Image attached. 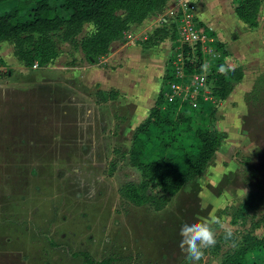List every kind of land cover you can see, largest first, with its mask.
<instances>
[{"label":"rangeland","instance_id":"374dc122","mask_svg":"<svg viewBox=\"0 0 264 264\" xmlns=\"http://www.w3.org/2000/svg\"><path fill=\"white\" fill-rule=\"evenodd\" d=\"M17 1L1 2L0 14ZM48 3L56 15H66L59 8L61 0ZM90 30L89 25L83 26L76 41ZM199 30L206 34L200 27ZM175 33L173 28V53L179 48ZM210 46L220 60L215 43ZM57 49L68 58L78 50L70 44H58ZM203 56L208 62L201 64L206 75L214 61ZM73 61H67L66 66ZM8 70L13 71L0 68V80L6 79ZM28 71L26 81L33 84L58 74L44 75L39 67ZM171 71L169 66L165 77H172ZM20 77L15 73L11 76L15 82ZM2 80L0 105L20 103L23 109L9 107L6 118V112L0 113V264H82L72 254L83 251L95 261L110 258L112 264H190L178 247L180 228L210 215L228 224L239 242L246 234L264 239V90H259L254 100L247 99L250 103L245 104V116L237 114L233 120L242 125L238 133L230 130L229 143H241L245 151L234 148L230 155L229 149L224 154L233 172L228 173L226 189L215 195L216 186L198 191L191 183L168 196L163 209L153 211L119 196L124 184L138 185L140 181L139 173L127 165L126 158L120 159L131 143L133 131L124 127L131 107L116 97L102 101L94 92L80 91L77 95L68 87L46 93L40 84H30L27 90L11 89L10 94L8 86L12 85L6 87ZM169 83L170 79L160 87L159 110L173 120L179 110L194 106L173 98L169 101ZM109 94L104 98L110 99ZM40 96L45 99L44 106ZM204 104L207 113L218 102L205 97ZM227 105L236 112L235 104ZM45 113L48 117H44ZM62 114L64 124H59L56 116ZM186 144L194 141L186 138ZM222 155L220 160H224ZM223 177L220 175V188L225 183ZM244 190L249 192L247 195L256 194L249 199L250 210L242 209ZM207 196L211 203H201ZM219 209L220 213L215 214ZM237 210H242L239 217ZM216 231V246L206 250L198 264H221V255L235 249L225 242L221 230ZM263 257L261 251L251 253L246 264H264Z\"/></svg>","mask_w":264,"mask_h":264},{"label":"trees","instance_id":"16d2710c","mask_svg":"<svg viewBox=\"0 0 264 264\" xmlns=\"http://www.w3.org/2000/svg\"><path fill=\"white\" fill-rule=\"evenodd\" d=\"M48 1L19 0L0 14V42L12 46L13 57L25 68L51 64L59 54L57 45L62 43L79 48L88 64H96L107 54L110 44L123 37L130 25L139 24L148 14L161 13L168 0H61L59 8L66 14L64 17L56 15ZM231 4L240 22L249 28L256 26L258 9L264 0H231ZM85 25H89L91 30L77 42L76 37ZM199 27L208 37L211 36L205 27L200 24ZM172 32L173 29L171 32L158 29L143 44L147 46L166 35L171 39ZM215 46L220 52V60L217 58L211 65V72L205 75V86L207 97L221 102L242 79V69L226 68L221 63V46L217 43ZM180 50L185 74L203 73L199 46L193 49L182 46ZM169 79L171 82L172 77H164L162 82ZM259 90H264V75H260L251 91L244 95V103L249 105L247 99L254 100ZM109 92L110 99L104 98L108 93L97 92L95 95L102 101L117 96L115 92ZM161 104L162 92L159 91L147 117L134 129L128 151L120 154V159L126 158L127 165L139 173L140 181L138 185L124 184L119 189V196L136 206L146 205L153 211L163 209L168 196L191 184L210 164L226 138L225 133L212 129L216 108L205 113L201 97L196 98L193 108L179 110L173 120L162 114L159 110ZM248 117H251L250 113ZM186 138L194 144H186ZM255 195L249 194L244 198L241 202L243 210H250L249 199ZM240 212L237 210L238 217ZM260 251L264 253V239L246 234L238 247L221 255V264H246L248 255ZM72 256L82 264L113 262L110 258L95 261L85 251Z\"/></svg>","mask_w":264,"mask_h":264},{"label":"crops","instance_id":"0c3cea01","mask_svg":"<svg viewBox=\"0 0 264 264\" xmlns=\"http://www.w3.org/2000/svg\"><path fill=\"white\" fill-rule=\"evenodd\" d=\"M184 2L192 9L191 13L198 29V24L205 27L210 32L211 36L209 38L213 43H217L219 47L221 46L223 51L221 63L228 69L235 67L242 69V79L234 85L231 93L223 101L218 102L211 123L212 129L218 133H225L226 138L215 152L210 164L192 182L198 191L205 186L212 188L216 186L214 194L220 195L229 182L228 173L232 172L229 160H226L227 156L224 154L229 153L230 150V155L234 148L245 151L241 143L236 144V146L229 143L230 130L238 133L242 125L241 122L236 124L233 120L237 114L246 115L243 96L251 91L255 80L260 75H264V14H261L264 12V4L259 6L256 26L249 28L234 15L231 0H168L161 13L148 14L139 24L130 25L124 33V37L112 42L107 54L96 64H88L79 48H77L78 50L73 53L71 58H68V55L59 54L51 64L39 68V70L44 71V75H52L55 72L58 74L55 73L56 78L53 79L40 78L38 82L35 81L36 84L27 83L26 74L29 73V68L23 67L13 57L12 46L7 42H0V66L2 68L8 67V69L13 70L12 72L16 76H21L15 82V78H11L13 73L8 70L5 73L6 79L1 80L4 81L6 87L12 85L8 86L10 94L13 93L11 89L21 91L27 87V90L30 84L35 86L40 84L46 93L52 92L56 87L61 89L71 88L77 95L80 91H84L82 94L87 91L89 94L93 92L95 94L97 92L106 94L113 91L117 94L116 98L131 107L124 127L127 130L134 131L154 106L166 69L168 71L167 61L173 54L171 49L172 40L167 35L162 39L152 41L147 46L143 43L158 29L163 32H171L177 23L175 14ZM89 29H91L90 26ZM62 44L68 45V43ZM71 60L74 61L66 66V62ZM19 87L21 89H18ZM40 98L44 100V106L45 99L41 96ZM1 100L2 96H0ZM229 103L235 104L236 112L229 109L231 105L225 107ZM11 104L0 105V113L6 112L7 114L4 116L5 118L8 117V112H10L9 107L23 109V105H20V103ZM45 114L43 116L48 117V114ZM54 116L52 115V117ZM56 117L60 119L59 124H64V115L60 117L57 115ZM250 136H252V133L249 134ZM221 154H223L224 160H220ZM234 154L236 155V152ZM244 159H247V157H244ZM248 173L252 174L251 170ZM230 174L232 175L233 172ZM220 175H224L223 181H225L221 188ZM205 199L201 203H211L208 196ZM219 213L220 209L215 212V214Z\"/></svg>","mask_w":264,"mask_h":264},{"label":"built area","instance_id":"2783aa9c","mask_svg":"<svg viewBox=\"0 0 264 264\" xmlns=\"http://www.w3.org/2000/svg\"><path fill=\"white\" fill-rule=\"evenodd\" d=\"M184 4L176 12L177 23L175 25L176 40L179 44L178 52L173 53L170 59L167 61L168 68L171 66L172 81L168 84V100L177 99L180 102L192 103L195 105L197 97H201L203 100L207 97V90L205 86V74H191L186 75L184 69V59L181 53V47L187 46L193 49L195 46H199V50L202 57V63L207 65L208 62L204 60L203 55H207L209 60L215 61L218 55L215 53L210 44L213 41L204 33H202L194 22V17L191 13V8ZM179 11L181 14H179ZM178 13V14H177ZM201 63V64H202ZM36 65H33L34 69ZM188 78V81L186 80ZM190 101V102H189Z\"/></svg>","mask_w":264,"mask_h":264},{"label":"clouds","instance_id":"9594fccd","mask_svg":"<svg viewBox=\"0 0 264 264\" xmlns=\"http://www.w3.org/2000/svg\"><path fill=\"white\" fill-rule=\"evenodd\" d=\"M244 193L246 194L245 190ZM204 210L205 206L202 204L201 211ZM217 228L223 232V238L225 242H228L229 247L236 248L239 246V238L235 237L234 230L216 215L182 224L179 231L178 247L190 264H198L205 256V251L216 246Z\"/></svg>","mask_w":264,"mask_h":264}]
</instances>
